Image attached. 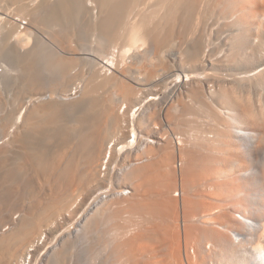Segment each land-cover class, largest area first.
Wrapping results in <instances>:
<instances>
[{"label": "bare ground", "instance_id": "6f19581e", "mask_svg": "<svg viewBox=\"0 0 264 264\" xmlns=\"http://www.w3.org/2000/svg\"><path fill=\"white\" fill-rule=\"evenodd\" d=\"M85 1L0 0L9 8L17 4V18L26 11L29 25L57 27L51 30L61 44L92 32L101 59L79 58L71 44L64 56L39 42L27 47L30 29L16 22L0 27V57L13 56L18 68L9 80L15 107L2 119L14 130L0 146V202L9 203L20 184L31 195L39 183L61 192L44 204L34 197L28 212L10 223L0 207V264H37L64 208L71 221L90 198L91 215L127 214L124 224L119 220L128 226L135 216L154 219L147 222L152 228L142 222L148 230L139 228L143 217L135 229L120 224L108 231L120 258L140 253L147 256L143 264H264V156L257 174L249 153L264 146V0H89L96 17ZM89 63L87 73H73ZM169 72L179 89L170 99H156V89L145 86L159 76L164 82ZM46 88L74 97L46 99ZM28 93L30 106L22 99ZM170 122L173 133L163 128ZM79 189L81 205L73 199ZM186 189L198 192L196 206ZM240 193L244 197L232 205ZM189 203L196 215L185 213ZM194 221L206 237L181 242L180 222L189 232ZM171 241L177 246L166 247V257L151 253L152 243ZM65 246L46 263L58 261Z\"/></svg>", "mask_w": 264, "mask_h": 264}, {"label": "rangeland", "instance_id": "374dc122", "mask_svg": "<svg viewBox=\"0 0 264 264\" xmlns=\"http://www.w3.org/2000/svg\"><path fill=\"white\" fill-rule=\"evenodd\" d=\"M55 0H50V2H54ZM36 3V2H35ZM34 3V4H35ZM85 6H87L86 8H87V10H88V12H90L91 13V15L92 16H94V17H96L97 16V10H96V8L94 7V4H90V2H89V0L87 1H85ZM32 4V3H31ZM4 6V7H3ZM33 6V5H32ZM7 7V8H6ZM16 7H17V4H13V5H11L10 6V8L8 7V6H6V5H4V3L3 2H0V9H1V11H3V13H4V16H6V17H4L3 16V18H5L6 20V22L4 21V20H0V27H1V25L3 26V25H5L6 27H8L9 25H11L12 26V24H9V22H16L18 25H20V30H22V28L23 27H25V29L24 30H26V29H30V31H31V35H30V42H29V44L27 45V47H31V45L32 46H34L35 44H37L38 42V44H44V45H46V46H49V48H51V50H53L54 51V49H55V54H58V55H66L65 53V51H68V50H73V48L74 49H76V54H75V56H77L78 54V57L79 58H84V57H87V58H90V59H93V61L94 62H99V60H101L98 56H96V53L98 52L96 49V47H97V40L98 39H96V38H98V37H96V35L95 34H93L92 32H86V33H84L83 35H82V37H81V39H78V38H75V37H73V38H70L69 40H63L62 41V43H64V44H61V41H57V39H56V35H55V33H56V31H57V27L55 28V27H51L52 28V30H55L56 29V31H53L52 32V30H51V28H49V30H48V28H46V30H47V32H46V30H45V28L44 27H42V26H39V25H37V27H36V25H29L30 23L28 22V19H29V17L28 16H25V14L27 13L26 11H22L21 13H18V15H20L21 17H19V18H17V16H16ZM6 8V9H5ZM89 8H90V10H89ZM12 10V11H11ZM14 12V13H13ZM26 12V13H25ZM90 13H89V15H90ZM11 14H12V19H10L9 17L11 16ZM90 15V17L91 18H93L92 16ZM16 16V17H15ZM25 16V17H24ZM21 18V19H20ZM5 22V23H4ZM23 23H27V24H25V25H23L22 27H21V25L23 24ZM26 27H28V28H26ZM55 28V29H54ZM24 30H22V31H24ZM43 30V31H42ZM45 30V31H44ZM92 34V35H91ZM86 36V37H85ZM53 37H55V38H53ZM52 38H53V40H52ZM56 39V40H55ZM75 39V40H74ZM70 40L72 41V42H70ZM43 41V42H42ZM67 43H66V42ZM88 41V42H87ZM49 42V43H48ZM55 42V43H54ZM70 42V43H69ZM14 43V38L12 37V36H10V38H8V45H9V47H10V51L12 52V44ZM53 44V45H52ZM70 44H71V46L73 47H70ZM88 44V45H87ZM74 45V46H73ZM67 46H69V48L67 47ZM76 46V47H75ZM26 47V48H27ZM78 47V48H77ZM52 48H54V49H52ZM66 48V49H65ZM67 48H68V50H67ZM23 49V48H22ZM22 49H20V51H22ZM50 50V49H49ZM50 50V51H51ZM59 50V51H58ZM62 52H61V51ZM10 51H9V53H10ZM52 51V52H53ZM80 51V52H79ZM92 51V52H91ZM95 51H97V52H95ZM53 52V53H54ZM57 52V53H56ZM79 52V53H78ZM105 53V51L104 52H102V54H104ZM86 54H90V56L89 55H86ZM92 54V55H91ZM99 54H101V53H99ZM96 56V57H95ZM92 61V62H93ZM130 61V59H126V63L127 62H129ZM91 62V63H92ZM91 63H89V64H86V65H88V67L85 65V67H84V69L87 67V69H85V71H83L82 72V70H84L83 69V67H82V69H81V71L79 70L80 69V67H76L77 69L75 70H73V73L75 74V72L76 73H78V74H83V73H87L88 71H89V65L91 64ZM92 65H94V64H92ZM17 66V64H16V62L14 61V59H13V56H12V58L10 57V56H8V55H6V56H1L0 57V146L2 145L1 143H3L5 140H7L8 139V137L6 136L9 132L11 133V131H13L14 129L13 128H10L9 129V127L10 126H8V127H5L4 128V126L2 125V119L6 116V115H8V113H10V109H11V107H13L14 105H13V102H14V98H15V94H16V88H15V86H13L12 85V82H10L9 83V80H10V77H14V75H16L17 74V70H18V68L16 67ZM91 67V66H90ZM108 68V67H107ZM119 68H121V65L119 66ZM110 69H112V70H109L110 72L111 71H113V72H115V71H117V70H115V69H113V68H110ZM117 69V68H116ZM88 70V71H87ZM75 71V72H74ZM78 71V72H77ZM80 72V73H79ZM107 73H109V72H107ZM139 73H137V75H138ZM173 74H175L174 72H169V74L168 75H166L167 77L166 78H164V82L163 81H160V79H161V77L159 76V77H156V79H154L153 80V82H152V80L150 81V82H152V84L150 85V83L148 84V85H144L146 88L148 87V88H150V89H152L153 91L155 90V92H157L156 93V95H154V96H157L156 97V99L157 98H161L164 94H166V97H168L169 99L170 98H172V96H174L173 94H176V92H177V90L179 89V87L178 86H174L173 84L174 83H172V78L173 77H171V75L173 76ZM10 75V76H9ZM76 76H79V78L81 77L80 75H76ZM137 77H140L141 78V76H137ZM78 78L76 77V79L75 80H77ZM167 80V81H166ZM11 81V80H10ZM166 81V82H165ZM75 82H79V80H77V81H75ZM161 83L160 84V86L161 87H163V89L160 87V86H158V85H156V84H158V83ZM163 82V83H162ZM156 83V84H155ZM165 83V84H164ZM13 84H15L16 85V83H13ZM158 87H156V86ZM162 85H165V86H162ZM167 85V86H166ZM143 86V87H144ZM153 88H152V87ZM156 88H155V87ZM70 87H74L73 86V84H71V86ZM166 87V88H165ZM15 88V89H14ZM147 88V89H148ZM175 88V89H174ZM161 89V90H160ZM46 90H48V91H46ZM158 90H159V92H158ZM15 91V92H14ZM77 91V90H76ZM161 92V93H160ZM172 93V95H171V93ZM44 93V94H43ZM43 93L41 92V94H43V95H41L42 97H44V98H46V99H49L50 97H55L56 99H59V101H67L66 99H67V97H69V98H72V97H74V94L72 93V95H66V96H63V95H61L58 91H54V94H51L50 93V91H49V89H45L44 91H43ZM69 93V92H68ZM163 93V94H162ZM50 94V95H49ZM160 94V95H159ZM28 95V96H27ZM27 95H25L24 97L25 98H22L23 99V101L25 102V103H28V102H26V101H29V99H28V97H30V95H29V93L27 94ZM53 95H55V96H53ZM77 95H79V93L77 92L76 94H75V96H77ZM168 95V96H167ZM50 96V97H49ZM57 96V97H56ZM59 96V97H58ZM150 96H152V95H150ZM26 97H27V99H26ZM61 97V98H60ZM64 97L66 98L65 100H64ZM150 98V97H149ZM62 99V100H61ZM22 101V102H23ZM30 102V101H29ZM158 103V102H157ZM32 103H28V104H26V105H31ZM15 107V106H14ZM116 108H118V107H116ZM141 109V108H140ZM140 111V110H139ZM138 111V112H139ZM17 115V114H16ZM163 118V119H162ZM161 119H162V121L164 120V116H161ZM204 121H206L205 119H203ZM204 121H202L201 123H203ZM165 122V120L163 121V123ZM207 122V121H206ZM205 122V123H206ZM169 123V122H168ZM168 123H165L166 125H164V129H167V130H169L168 131V133H170L172 130H175L174 129V123L172 122H170L171 124H168ZM203 124L204 126L206 125V128H208V124L206 123V124ZM173 124V125H172ZM200 124V123H199ZM198 124V125H199ZM170 125H172V126H170ZM200 125H202V124H200ZM204 126H202V128H204ZM8 128V129H7ZM168 128H170V129H168ZM172 128V129H171ZM155 132H157V130H154ZM171 133H173V132H171ZM142 135H144V134H142ZM149 135H151V134H149ZM5 136V137H4ZM254 148V147H253ZM251 149V152L249 151V153H251V156H250V159L252 160V161H250V164H251V166H250V168H252L253 169V171L255 172V173H257L258 174V170H259V168H258V164H260L261 162H259L260 160H263V156H264V146H262V148H261V146H258L257 148L259 149V150H257V148H254V149ZM263 149V150H262ZM253 150H255V151H253ZM257 151V152H256ZM117 156H116V159H117V162H119L120 160H121V154L119 155V154H116ZM119 155V156H118ZM261 155H263V156H261ZM262 158V159H261ZM119 160V161H118ZM176 163H177V161H176ZM253 164V165H252ZM244 169H247V167L245 168L244 167ZM102 171H103V167H102V169H101ZM103 173H104V171L102 172V175H103ZM35 183V184H34ZM37 183V184H36ZM38 183L39 182H36V181H33V188H35L37 185H38ZM19 185V184H18ZM21 185V184H20ZM19 185V187H16L15 186V190L13 191V193H12V196H11V199H10V201H9V203L8 202H6L8 205H10L9 206V208L6 206L7 204L5 203V206L3 205V203H1L0 202V207L2 208L3 206V208H2V214H3V218L5 219L4 221L7 223V222H9L10 223V221L12 220V219H14L13 221H17L18 220V216H20L21 214H24V213H27L28 212V207L30 206V204H32L33 203V200L35 199L34 197H37L36 199H38V200H40V201H42L41 203H43L44 204V202L47 200V199H54V197L56 196V197H58V196H60L61 194V192H59V191H56V189L55 188H48L47 186H45L44 188L43 187H41V184L39 183V185H40V187L39 188H37V190H36V188H35V190L33 191V192H31L32 193V195L31 194H29V192L27 191V190H25V191H23V184L20 186ZM21 188V189H20ZM42 188H43V190H42ZM20 189V190H19ZM41 189V190H40ZM51 189H52V191H51ZM55 189V190H54ZM22 190V191H21ZM49 190V191H48ZM189 190H191L192 191V189H186V192L187 193H191V195H189V194H187L186 192V194L188 195V196H190V197H186L189 201H190V203L192 204H195V205H193V207L194 206H196L198 203L194 200V198H196V197H194L195 195H197V193L198 192H196V190L194 191L193 190V192H196V193H193V192H191V191H189ZM37 191H40V192H37ZM48 191V192H47ZM55 191H56V193H55ZM78 191V192H77ZM81 190L79 189V190H76V193H78V194H74V196H73V199L75 198V203L76 204H83V202H84V199H85V195H84V192H80ZM23 192V193H22ZM28 192V193H27ZM37 192V193H36ZM176 192H178V190L176 191ZM250 192H251V190H250ZM260 192V191H259ZM39 193V194H38ZM60 194V195H57V194ZM75 193V192H74ZM80 193H82L81 195H80ZM97 193V192H96ZM175 193V192H174ZM33 194H35V195H33ZM38 194V195H37ZM49 197H48V196ZM78 195H80V197L78 196ZM93 195H95V193L93 194ZM93 195H92V197H93ZM40 196V197H39ZM235 196V195H234ZM260 194L258 193V195H257V199H260ZM53 197V198H52ZM194 197V198H193ZM244 197V194L243 193H240V194H238V196L236 195V197H233V198H231V200H230V202H231V204L232 205H235V204H233L234 202H237V199L238 200H240V199H242ZM22 198V199H21ZM175 198V197H174ZM177 198L179 199V197H176L175 199L177 200ZM192 200V198H193V200H192V202H191V200ZM264 198V197H263ZM17 199V200H16ZM81 199V200H80ZM90 202H91V198L90 199H88L87 201H86V204L83 206V211L81 210V211H79L78 212V214H76V216H74V215H72V216H74L75 218H73V220H71L70 221V218H69V216H68V212H66V210L67 209H65L64 208V213H62V215H60L59 217H57V221H56V226L58 227V229H57V227L54 229L55 230V232L52 234V236H49V238L50 239H52L51 240V242H49L48 241V244H46L45 246H44V248L40 251V256H39V258H38V261H37V264H47L46 262L48 261V257H49V255H50V253H52L53 252V250L54 249H56V248H58V247H60V245H61V243L62 242H65V244H66V248L64 249V251L65 252H63V256L61 255V256H59L60 258L61 257H63V258H57V259H59L58 261H53V263L52 264H135V263H137L138 262V264L141 262L142 264L144 263L143 261L147 258V256L145 257L144 255H143V258L144 259H142V256H141V254L139 253L138 254V256H139V258H138V256L136 257V258H131V254L129 255L130 257H128L127 259H126V255H123L122 253V255H121V258H120V256H118V255H120L119 253H113L112 252V250H111V244H110V242H109V239L111 238V233L112 232H110V230H111V228H116V227H114L115 225L117 226V225H120L121 224V226L124 224V222H123V220L125 219V217L127 216V214H118V215H116V214H113V215H111V214H109L110 216H111V218H110V216L108 215V214H101V215H97V216H95V215H91L92 214V210H90V207H89V209L87 208L88 206H89V204H90ZM195 202V203H194ZM233 202V203H232ZM12 203V204H11ZM15 203V204H14ZM73 204L74 206H72V208L70 207V209H68V210H72L73 209V207H75V206H77L76 204ZM190 203H189V206H191V207H187L186 208V210H185V213L187 212V213H191V214H195L196 213V211L192 208V205H190ZM238 203V202H237ZM94 204V203H93ZM80 205L78 206V207H80ZM12 206V207H11ZM7 207V208H6ZM85 208H87V209H85ZM190 208V209H189ZM8 209H10V210H8ZM12 209V210H11ZM194 210L195 211V213H194V211L192 212V210ZM188 210V211H187ZM12 211V212H11ZM179 212H180V208H179V210H178ZM63 212V211H62ZM85 213V214H84ZM178 214H180V213H178ZM177 214V215H178ZM197 214V213H196ZM195 214V215H196ZM104 215V216H103ZM17 216V217H16ZM119 216V217H118ZM123 216V217H122ZM179 216V215H178ZM177 216V217H178ZM90 217H92L91 219H90ZM93 217H94V219H93ZM135 217H137V216H135ZM135 217H133V218H130V219H127V221L129 220L130 221V224H129V226L126 224L127 222H125V225H126V227H124L125 225H123V227H124V229L125 228H130L133 224H138V222L140 223V221H141V219L143 218V217H146V218H143L142 219V221H141V225H140V229L141 230H148L149 228H152V227H150V223H153V222H151V220H152V218H149V217H147V215L145 216H142L141 215V217H137V218H135ZM179 217H181V214H180V216ZM178 217V218H179ZM11 218V219H10ZM17 218V219H16ZM100 218V219H99ZM122 218V221L121 222H123V224L120 222V220L119 219H121ZM128 218V217H127ZM135 218V219H134ZM140 218V219H139ZM155 218V217H154ZM157 216H156V220H157ZM177 218V219H178ZM102 219V220H101ZM133 219V220H132ZM147 219H149V220H147ZM159 219V218H158ZM180 220L182 219V218H179ZM135 220V221H134ZM145 220V221H144ZM86 221H88V223L86 222ZM91 221V222H90ZM93 221V222H92ZM96 221V222H95ZM110 221V222H109ZM132 221V222H131ZM148 221H150V223L149 224H147V222ZM152 221H154V219L152 220ZM5 222L3 223V224H5ZM67 222V223H66ZM86 222V223H85ZM112 222V223H111ZM134 222V223H133ZM145 223L144 225H143V223ZM156 222V221H155ZM158 222V221H157ZM156 222V223H157ZM195 222V221H194ZM8 223V224H9ZM119 223V224H118ZM197 222H195V224H196ZM87 224V225H86ZM183 224V223H182ZM59 225V226H58ZM86 225V226H85ZM1 226V225H0ZM8 226V225H7ZM54 226V225H53ZM60 226H62V229H60L59 230V227ZM180 227H178V229H176L178 232V234H180L179 232H181V234L182 235H180V241L181 242H184V240L186 239V241H188L187 240V238L189 237V236H191L193 239H192V241H193V243L197 240V241H199V239H201L203 236H205L206 237V235L205 234H207L206 232H204V231H206V230H204V229H202V231L199 229L200 227H199V225H197L196 224V227H195V225L194 226H192V227H194V228H192V230L191 231H189L188 232V229H185L186 227L185 226H183V228L181 227L182 225H181V222H180V225H179ZM199 228H198V227ZM68 227V228H67ZM118 227V226H117ZM133 227H134V229H135V226L133 225ZM142 227H146V228H148V229H145V228H142ZM201 227H204V226H201ZM5 228V227H4ZM45 227H43V229H44ZM182 228V229H181ZM87 229V230H86ZM133 228H131V230H132ZM195 229H197V230H195ZM2 230V231H1ZM113 230V229H112ZM111 230V231H112ZM176 230H173L172 231V234H173V232L175 231V233H176ZM180 230V231H179ZM204 230V231H203ZM110 232V234H109V232ZM1 232H4L3 231V227H0V233ZM5 232H8V231H5ZM46 233H44V234H47V237H48V235H49V233H48V231H45ZM146 232V231H145ZM202 234H201V233ZM187 233H189V235L187 234ZM98 234V235H97ZM107 234H109V235H107ZM184 234H186V235H184ZM51 235V234H50ZM100 235V236H99ZM188 235V236H187ZM203 235V236H202ZM99 236V237H98ZM110 236V238H108ZM43 237H44V235H43ZM42 237V238H43ZM95 237V238H94ZM199 238V239H198ZM208 238V239H207ZM206 238V240H209V242H211V239H209V237H207ZM101 239V240H100ZM189 239V238H188ZM41 241H43L42 239H41ZM168 243V242H167ZM207 243H208V241H207ZM151 245V242L147 245V246H150ZM158 245V246H157ZM168 245V246H167ZM92 246V247H91ZM103 246V247H102ZM152 247H156V251H153V252H151V253H153V255H154V252H155V256H157V257H159L158 259L160 260V259H162L163 258V255H164V257H166V254H167V252H168V248L166 249V247H173V246H177V244L176 243H173L172 241L171 242H169L168 244H166L165 243V245L163 246L162 244H159V243H152V245H151ZM89 247V248H88ZM158 247H160V248H158ZM163 247V248H162ZM165 247V248H164ZM46 248V249H45ZM174 248V247H173ZM100 249V250H99ZM164 249H166V250H164ZM152 251V250H151ZM170 251V250H169ZM47 252V253H46ZM94 253V254H93ZM113 253V254H112ZM142 254H143V251L141 252ZM157 253V254H156ZM117 254V255H116ZM146 254V253H145ZM116 255V256H115ZM112 257H114V258H112ZM125 259H124V258ZM62 259H64V261L62 260ZM141 259V260H140ZM41 260V261H40ZM119 260V261H118ZM133 260V261H132ZM140 260V261H139ZM64 263H63V262ZM135 261H137V262H135ZM59 262V263H58ZM140 263V264H141Z\"/></svg>", "mask_w": 264, "mask_h": 264}, {"label": "built area", "instance_id": "2783aa9c", "mask_svg": "<svg viewBox=\"0 0 264 264\" xmlns=\"http://www.w3.org/2000/svg\"><path fill=\"white\" fill-rule=\"evenodd\" d=\"M3 16H4V13H3V11H1V9H0V18H1V20H3ZM24 25V23L21 25V27Z\"/></svg>", "mask_w": 264, "mask_h": 264}]
</instances>
